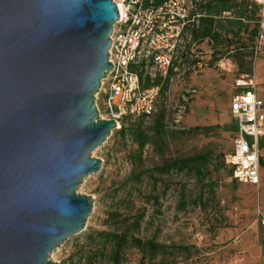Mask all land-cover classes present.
<instances>
[{"label":"rangeland","instance_id":"obj_1","mask_svg":"<svg viewBox=\"0 0 264 264\" xmlns=\"http://www.w3.org/2000/svg\"><path fill=\"white\" fill-rule=\"evenodd\" d=\"M245 1L252 10V1ZM254 25L250 21L249 30ZM256 44L257 55L238 54V48ZM187 48L188 63L196 60L194 54L198 60L216 61L183 81L174 76L163 86L157 112L140 121L150 138L142 152L132 134L116 133L119 128L92 151L101 159L100 169L77 189L92 197V212L84 229L50 254L54 264H90L98 242L90 236L107 229L111 209L128 216L143 213L137 236L155 238L162 246L154 261L129 247L124 264H264V227L256 215L258 208L264 211V169L259 185L253 186L235 181L225 161L235 136L228 129L235 122L230 113L233 82L241 74L256 73L258 87L264 88V35L250 41L242 31L218 41L198 40L192 50ZM182 107L185 111L176 123ZM160 111L165 128L158 143L153 124ZM137 121L128 120L125 126ZM187 156L202 158L196 169L167 168Z\"/></svg>","mask_w":264,"mask_h":264},{"label":"water","instance_id":"obj_2","mask_svg":"<svg viewBox=\"0 0 264 264\" xmlns=\"http://www.w3.org/2000/svg\"><path fill=\"white\" fill-rule=\"evenodd\" d=\"M118 18L113 0H0V264H54L85 227L77 189L117 128L96 93Z\"/></svg>","mask_w":264,"mask_h":264},{"label":"built area","instance_id":"obj_3","mask_svg":"<svg viewBox=\"0 0 264 264\" xmlns=\"http://www.w3.org/2000/svg\"><path fill=\"white\" fill-rule=\"evenodd\" d=\"M206 0H113L119 12L109 48L111 70L102 79L97 94L101 118L113 119L117 128L127 120L148 118L157 112L163 86L209 66V59L186 61L188 48L195 47L191 28H196L197 6ZM258 6V38L264 35V0ZM259 46H254L257 55ZM192 54L190 57H194ZM187 62V63H186ZM150 82L149 85H145ZM157 82V83H155ZM230 113L236 123L232 151L225 161L239 183L258 186L264 169V100L259 98L253 74H241L233 82ZM195 92L194 89L189 90ZM185 101L187 99L184 98ZM185 109L177 114L179 123ZM264 227V211L256 210Z\"/></svg>","mask_w":264,"mask_h":264},{"label":"trees","instance_id":"obj_4","mask_svg":"<svg viewBox=\"0 0 264 264\" xmlns=\"http://www.w3.org/2000/svg\"><path fill=\"white\" fill-rule=\"evenodd\" d=\"M163 1L164 0H156V4ZM252 5L253 9L250 10L249 3L245 0H206L205 2L199 3L197 10L200 12V16L198 17L197 27L191 28L193 39L218 41L220 38H226L229 35L232 37L239 36V34L244 31L247 33L250 41H253L258 36V15L257 19H255L256 12L258 14V6L255 3ZM224 13H228V15L224 16ZM250 21H255V25L249 30ZM244 47H246L244 48L246 50L238 48L240 51L238 54L244 57L250 56L254 51V47ZM215 61V59H212L210 63H214ZM149 84L150 82H146L145 85L147 86ZM145 118L146 117H141L137 119L139 122L137 121V124L129 127L125 126V123L130 120L127 119L116 132L122 137H124L127 132L132 134L134 142L140 152H142L145 145L150 141L142 123H140V121ZM164 118V111H160L156 114L154 119L153 131L158 139V143H160L161 133L165 128ZM228 129L236 131V123L234 122L228 126ZM201 159L200 156H187L185 158L176 159L170 162V164L168 163L167 168L178 167L180 169H196ZM143 217V213L128 216L122 214L117 209L109 210L105 220L107 229L93 232L90 236V239L93 241L96 239L98 241L95 247L92 248V254L89 257L90 264H124L125 251L129 247L137 249L142 258L154 261L157 254L160 253L162 246L155 238L144 239L137 236L136 233L140 229Z\"/></svg>","mask_w":264,"mask_h":264},{"label":"crops","instance_id":"obj_5","mask_svg":"<svg viewBox=\"0 0 264 264\" xmlns=\"http://www.w3.org/2000/svg\"><path fill=\"white\" fill-rule=\"evenodd\" d=\"M254 77H255V79H257L256 73L254 74ZM256 84H257V82H256ZM257 93H258L259 98L264 100V88L263 87H258V85H257Z\"/></svg>","mask_w":264,"mask_h":264}]
</instances>
